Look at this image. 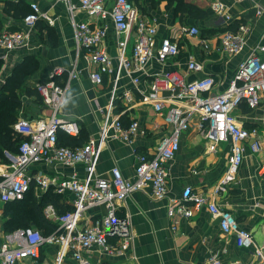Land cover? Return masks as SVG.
Returning <instances> with one entry per match:
<instances>
[{
  "label": "crops",
  "instance_id": "1",
  "mask_svg": "<svg viewBox=\"0 0 264 264\" xmlns=\"http://www.w3.org/2000/svg\"><path fill=\"white\" fill-rule=\"evenodd\" d=\"M24 1L30 6L33 2L37 3L54 23L40 19L34 27H28L23 21L24 17H13L5 12L4 3H0V35L11 30L27 33L25 46L7 52L0 48V90L17 67L29 69L24 76L25 87L36 89L38 95H30L27 91L21 93L18 120L25 118L32 123L41 119L47 120L53 112L45 104L38 86L49 80L57 69H62L61 73L54 75V79L61 85L69 82V89L68 101L61 108L60 114L80 124V141L86 142L90 137H99L111 101L114 75L106 74L101 84L92 81L91 71L96 70L97 65L91 62L87 48L77 47L73 21L87 20L93 27L105 25L107 35L102 45L116 63L120 51L118 44L122 38L117 36L112 18L108 16L99 20L88 17L79 5L80 0H70L75 6L73 11L69 9L68 2L64 1ZM114 1L107 0L108 8L112 7ZM130 1L135 4L142 18L155 24L158 43L163 37H172L180 45V54L175 59L165 64L155 59L152 61L148 74L142 75V88L145 90L154 72L175 68L186 71L187 61L193 55L202 63L203 70L188 72L187 77L194 80L211 75L215 79L213 92H222L234 77L238 64L259 44H264V0H183L207 12V16L201 20L187 11H177L178 2L169 4L167 0ZM218 2L225 5L222 12L214 9V4ZM201 23L204 24L202 29L199 27ZM193 25L200 28L198 36L182 31L183 26ZM228 30L243 32L244 47L237 54H225L220 50L221 37ZM132 44L131 38L126 48L127 54L131 53ZM5 52L7 56L3 58ZM74 68L77 77L71 78ZM120 84L119 95L123 90L133 88L127 76ZM116 102L121 107L118 105L119 108L116 107L114 113L124 107V98L118 96ZM137 102V106L123 114L122 119L124 124H128L132 118L137 119L148 130V134L137 137L134 144L117 138L107 140L100 151L96 170L97 175L102 178L110 177L114 166H118L125 177H132L137 155L142 152L151 153L160 138L169 131L165 119L157 116L150 103L142 102L140 96L137 97ZM233 113L239 124L260 129L262 147L259 152L254 153L246 144L245 158L237 171L235 181L226 192L216 196V199L231 210L240 225L251 230L255 241L260 243L264 240V175H261L264 166V94L257 107L250 108L240 104ZM157 122L165 128H154ZM13 127L16 130L15 125ZM5 152L7 150L3 153ZM6 159L7 161L0 157V171L7 169L9 160L7 157ZM229 165L230 143H220L216 151H210L207 134L193 124L183 132L180 149L168 164V196L156 200L149 186L133 192L117 212L119 217L128 218L130 221L132 238L129 242L126 243L119 236H112V251L106 252L99 247H93L85 250L83 254L92 264H207L214 256L220 257L221 264L257 263L254 248L241 247L236 243L234 234H224L219 219L206 206L196 210L191 217L171 218L167 213L170 198L181 197L187 186L199 192L210 191L224 178ZM31 169L55 178L74 174L83 178L86 174L83 164L67 166L58 162L41 161L33 164ZM40 190L34 188L36 196L49 191ZM58 194L60 201L74 207L76 196L73 192L66 190ZM105 212L104 205L88 209L79 222L80 226H86ZM60 249L59 243H45L38 259L25 258L18 264H57ZM60 264L79 262L68 252L62 257Z\"/></svg>",
  "mask_w": 264,
  "mask_h": 264
},
{
  "label": "built area",
  "instance_id": "2",
  "mask_svg": "<svg viewBox=\"0 0 264 264\" xmlns=\"http://www.w3.org/2000/svg\"><path fill=\"white\" fill-rule=\"evenodd\" d=\"M59 1L68 2L69 9L73 11L75 6L70 0ZM79 5L88 17L101 20L110 16L117 36L122 38L119 40L120 51L115 63L113 56L102 45L107 27H93L87 20L73 21L77 47L87 48L91 62L97 65L96 70L91 71L92 81L101 84L106 74L114 75L105 121L99 137H90L84 144L75 147L59 145V132L70 136H78L81 132V126L76 120H68L60 114L61 108L68 101L69 82L61 85L54 79V75L62 72V69H57L49 80L38 86L45 104L51 107L53 113L47 120L41 119L35 123L25 118L16 122V130L25 139L17 154L5 152L9 163L7 169L0 171V203L22 200L32 188L48 190L53 187L57 193L68 190L76 198L73 209L63 214H59L52 204L46 206V216L59 222L57 231L49 235H44L35 227L5 232L0 222V264H18L25 258L38 259L45 243L61 245L57 264L61 263L62 257L68 252H71L79 264H92L83 254L85 250L99 247L106 252L112 251V236L124 238L128 243L132 238V228L128 218L118 216L120 205L133 192L147 186L151 187L156 200L168 196V164L180 149L183 132L193 124L207 134L210 151H216L220 143H230V165L224 178L210 191L199 192L187 186L181 197L170 198L167 204L168 216L191 217L196 210L206 206L219 219L222 232L234 234L239 246L254 248V254L258 258L255 264H264V240L257 243L252 231L241 226L236 215L216 199L235 181L245 158L246 144L254 153L259 152L262 147L260 129L239 124L233 112L242 103L255 108L262 100L264 44H259L238 64L234 77L222 92H213L215 79L211 75L194 80L187 77L188 72L203 70L202 63L193 55L187 61L186 71L175 68L154 72L145 90L142 88V75L148 74L154 59L165 64L178 57L179 42L172 37H163L158 43L157 27L142 18L130 0H115L111 8H108L107 0H80ZM224 6L218 2L214 4V9L222 12ZM40 19L54 23L47 12L33 2L23 21L28 27H34ZM182 31L191 36L200 34V28L195 25L183 26ZM131 38L132 50L127 54L126 48ZM244 42L243 32L228 30L221 37L220 50L225 54H237L243 49ZM26 43L25 31L11 30L0 35V48L6 52L23 47ZM6 52L3 58L7 56ZM74 70L75 68L71 78L77 77ZM125 76L130 79L133 88L125 89L119 95L120 83ZM118 96L124 98V109L114 113L119 105L116 102ZM138 96L142 102L151 104L157 116L165 119L169 131L160 138L151 153L142 152L137 155L132 177H125L121 169L114 166L110 177L102 178L97 175L96 170L100 151L107 140L117 138L134 144L137 137L148 134V130L137 119L132 118L128 124H124L122 119L123 114L137 106ZM154 128L165 127L157 122ZM41 161L58 162L67 166L83 164L86 174L83 178L76 174L55 178L41 171H33L31 166ZM261 175H264V166ZM99 205L106 207L105 214L81 227L79 222L86 211ZM207 264H221V259L214 256Z\"/></svg>",
  "mask_w": 264,
  "mask_h": 264
},
{
  "label": "trees",
  "instance_id": "3",
  "mask_svg": "<svg viewBox=\"0 0 264 264\" xmlns=\"http://www.w3.org/2000/svg\"><path fill=\"white\" fill-rule=\"evenodd\" d=\"M169 4L178 2L177 11H187L198 17L200 20L207 16L204 9L195 4L186 3L183 0H167ZM4 3V10L15 18H23L30 12V4L24 0H0ZM29 72L22 66L17 67L12 76L7 79V83L0 90V157H5L4 150L17 154L21 142L25 139L13 125L16 124L21 108V93L27 91L30 95H38L36 89L25 87L24 76ZM242 105L249 107L246 103ZM81 135V133H80ZM79 136H70L64 132L58 134V144L70 147L79 146L85 143L80 141ZM27 197H29L27 199ZM55 206L59 214H63L73 209L60 201V194L54 191L53 187L49 191L36 196L32 188L24 199L5 203L3 214V229L11 232L17 228L35 227L42 231L44 235H49L57 231L59 222L48 218L45 214L47 205Z\"/></svg>",
  "mask_w": 264,
  "mask_h": 264
},
{
  "label": "rangeland",
  "instance_id": "4",
  "mask_svg": "<svg viewBox=\"0 0 264 264\" xmlns=\"http://www.w3.org/2000/svg\"><path fill=\"white\" fill-rule=\"evenodd\" d=\"M200 26V28L202 29V28H204V24H199ZM41 192H43L42 190H40ZM39 191V192H40ZM29 197H27V199H28ZM4 210H5V204H1L0 203V222H1V225H3V214H4Z\"/></svg>",
  "mask_w": 264,
  "mask_h": 264
}]
</instances>
